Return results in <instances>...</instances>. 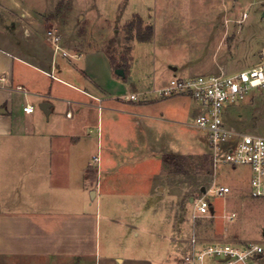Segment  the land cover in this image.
I'll use <instances>...</instances> for the list:
<instances>
[{
  "label": "rangeland",
  "instance_id": "rangeland-1",
  "mask_svg": "<svg viewBox=\"0 0 264 264\" xmlns=\"http://www.w3.org/2000/svg\"><path fill=\"white\" fill-rule=\"evenodd\" d=\"M0 45L39 64L57 56L88 84L105 78V53L126 66L124 78L114 73L126 85L146 77L160 87L174 77L234 74L264 65V0H0ZM226 119L264 136V89L232 105ZM189 135L201 151L188 153L186 140L181 151L169 139L165 147L147 151L149 161L120 182L124 192L135 191L137 203H103V211L118 218L104 217L103 247L186 264L195 238L201 247L254 246L248 264H264V197H251L250 169L216 166L207 137ZM149 179L150 192L142 187ZM219 186L231 192L216 197L212 190ZM205 196L214 206L212 216H198L197 200Z\"/></svg>",
  "mask_w": 264,
  "mask_h": 264
},
{
  "label": "crops",
  "instance_id": "crops-1",
  "mask_svg": "<svg viewBox=\"0 0 264 264\" xmlns=\"http://www.w3.org/2000/svg\"><path fill=\"white\" fill-rule=\"evenodd\" d=\"M102 55L105 78L88 84L57 56L39 64L0 45V264H172L103 247L104 217L118 219L103 203H137L120 182L149 161L152 147L170 139L181 151L185 140L188 153L202 150L189 135H204L192 125L199 105L161 98L167 84L146 77L126 85ZM142 187L150 192L152 180Z\"/></svg>",
  "mask_w": 264,
  "mask_h": 264
},
{
  "label": "built area",
  "instance_id": "built-area-1",
  "mask_svg": "<svg viewBox=\"0 0 264 264\" xmlns=\"http://www.w3.org/2000/svg\"><path fill=\"white\" fill-rule=\"evenodd\" d=\"M56 47L60 50L59 46ZM254 89H264V65L234 74L174 77L157 93L161 98L186 96L199 105L200 111L192 125L207 137L214 164L248 167L252 173L250 195L261 198L264 197V136L244 132L226 119L228 109L248 98ZM131 99H137V96L133 94ZM24 111L31 114L35 108L27 105ZM230 192L228 186L212 190L216 197H225ZM196 210L198 216H212L214 206L205 196L197 200ZM234 218L235 215L230 217L231 220ZM191 243L192 252L185 258L186 264H248L258 249L249 246L244 250L243 246L228 244L201 247L195 238Z\"/></svg>",
  "mask_w": 264,
  "mask_h": 264
},
{
  "label": "trees",
  "instance_id": "trees-1",
  "mask_svg": "<svg viewBox=\"0 0 264 264\" xmlns=\"http://www.w3.org/2000/svg\"><path fill=\"white\" fill-rule=\"evenodd\" d=\"M139 24H140L139 29L141 30L142 22L140 21V19H139ZM133 26H134V24L133 25H130L131 28ZM109 58H110V61H111V65L113 66L114 69H123V70L126 69V66L124 65V63L123 64H119V63H116L115 62V59L113 57H110L109 56Z\"/></svg>",
  "mask_w": 264,
  "mask_h": 264
},
{
  "label": "water",
  "instance_id": "water-1",
  "mask_svg": "<svg viewBox=\"0 0 264 264\" xmlns=\"http://www.w3.org/2000/svg\"><path fill=\"white\" fill-rule=\"evenodd\" d=\"M115 73L120 76V77H124L125 76V71L123 69H116L115 70ZM91 198H94L95 197V192H91L90 194Z\"/></svg>",
  "mask_w": 264,
  "mask_h": 264
}]
</instances>
